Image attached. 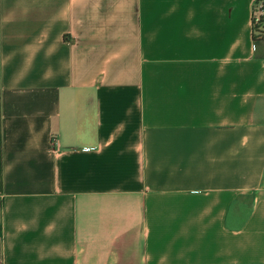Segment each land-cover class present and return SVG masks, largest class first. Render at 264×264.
I'll return each instance as SVG.
<instances>
[{"label":"crops","instance_id":"obj_1","mask_svg":"<svg viewBox=\"0 0 264 264\" xmlns=\"http://www.w3.org/2000/svg\"><path fill=\"white\" fill-rule=\"evenodd\" d=\"M260 0H0V264H264Z\"/></svg>","mask_w":264,"mask_h":264},{"label":"trees","instance_id":"obj_2","mask_svg":"<svg viewBox=\"0 0 264 264\" xmlns=\"http://www.w3.org/2000/svg\"><path fill=\"white\" fill-rule=\"evenodd\" d=\"M258 13H259V21L254 22V26H253L254 38L256 40H264V4L262 6V9H260Z\"/></svg>","mask_w":264,"mask_h":264},{"label":"built area","instance_id":"obj_3","mask_svg":"<svg viewBox=\"0 0 264 264\" xmlns=\"http://www.w3.org/2000/svg\"><path fill=\"white\" fill-rule=\"evenodd\" d=\"M264 4V0H260L257 5H256V9H255V12H254V17H253V22H258L259 21V13L258 11L260 9H262V6ZM258 10V11H257Z\"/></svg>","mask_w":264,"mask_h":264}]
</instances>
